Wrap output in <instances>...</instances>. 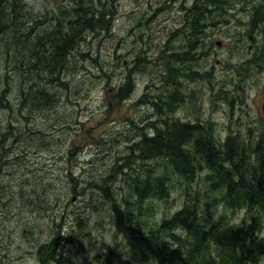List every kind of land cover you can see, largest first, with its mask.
<instances>
[{"label": "rangeland", "instance_id": "rangeland-1", "mask_svg": "<svg viewBox=\"0 0 264 264\" xmlns=\"http://www.w3.org/2000/svg\"><path fill=\"white\" fill-rule=\"evenodd\" d=\"M193 1L99 0L102 12L112 11L110 29L89 32L80 39V54L70 57L68 76L61 79L67 82L66 92L57 91L59 81L42 85L56 99L49 109L18 111L19 101H14L17 88H29L36 80L33 74L11 69L19 56L6 35L10 49L6 53L0 50V98L3 94L11 109L3 108L8 105L6 100L1 102L0 134L10 124L13 130L10 142L0 143V264H38L36 247L55 236L57 228L65 249L70 251L79 241L75 264L93 263L95 256L111 247L125 261V239L115 234L104 192L107 187V193H116L124 185L122 177L108 183L105 176L125 158L128 163L139 162L131 146L141 133H151L139 127L144 121L162 123L152 102L172 73L175 81L176 66L163 56L161 47L167 42L173 46L182 43L169 38L167 32L179 26L184 3L189 7ZM227 1V12L217 16L215 25L207 22L196 60L190 65L194 71H203L204 78H190L191 83L182 85L189 99L175 112L183 121L210 126L220 143L230 133L245 138L249 131L251 136L264 133V23L258 32L253 30L254 41L250 42L244 10L252 0ZM24 3L27 15L47 12V17L71 5L56 0L43 10L41 0ZM48 27L45 21L24 31L33 39V33L48 31ZM128 76L135 91L130 100L118 101V88ZM146 84L152 85L140 104ZM69 176L76 180L75 186ZM95 184L102 186L101 191L94 189ZM191 189L203 194L205 183L197 179ZM170 190L166 202L150 200L144 205L147 214L141 217L149 229L182 207L186 183L171 180ZM208 201L211 216L217 218L223 211L216 195H208ZM201 214L206 217L204 208ZM225 214L235 222L244 215L242 211Z\"/></svg>", "mask_w": 264, "mask_h": 264}, {"label": "trees", "instance_id": "trees-1", "mask_svg": "<svg viewBox=\"0 0 264 264\" xmlns=\"http://www.w3.org/2000/svg\"><path fill=\"white\" fill-rule=\"evenodd\" d=\"M51 1L56 0H41L43 10ZM66 1L70 7L60 8L47 17V12L27 15L25 0H0V50L6 53L10 49L9 36L19 56L11 69L22 75L33 74L36 80L29 88H17L14 101H19L18 111L51 108L56 102L55 96L42 85L59 81L57 91L66 92L67 82L61 79L68 76L70 57L80 54L77 50L80 39L86 33L110 29L112 11L102 12L97 6L99 0ZM228 5L227 0H194L189 7L184 3L179 26L167 32L169 38H178L182 43L173 46L167 42L161 47L164 57L173 64L178 62L175 76L179 73L187 78H204L194 70L183 73L182 68L190 67L196 60L195 53L207 22L214 26L217 16H223ZM244 11L246 37L253 42V30L258 32L264 23V0H252ZM45 21L49 23V30L33 33V39L24 31ZM150 85L146 84L138 103L142 104L148 97ZM134 91L128 76L115 98L128 101ZM156 93L152 102L154 114L163 120L162 123L144 121L139 126L151 132L141 133L140 139L131 146L139 162L128 163L125 158L123 164L114 165L105 176L108 183L122 177L124 187L114 190L116 193H107L106 187L104 192L105 200L111 205L115 234L124 236L127 257L122 261L111 247L88 264H264V133L251 136L249 131L247 138L230 133L220 143L210 126L190 121L182 123L175 117L177 107L189 98L182 85L174 83L173 73L171 80L164 83V89H157ZM4 100L8 105L3 108L11 109L2 94L0 104ZM23 120L26 122L27 116ZM12 126L0 134L3 145L10 142ZM197 179L205 183L203 194L191 189V183ZM69 180L75 186L74 177L69 176ZM171 180L186 183L183 205L149 229L141 217L147 214L144 205L150 200L166 202L171 195ZM94 189L101 191L102 186L95 184ZM210 194L216 195L222 207L223 212L217 218L211 216ZM203 208L206 217L201 214ZM238 211L244 213L240 222L229 220L225 214ZM58 229L55 236L36 247L38 264H75L79 241H75L70 251L65 249Z\"/></svg>", "mask_w": 264, "mask_h": 264}, {"label": "flooded vegetation", "instance_id": "flooded-vegetation-1", "mask_svg": "<svg viewBox=\"0 0 264 264\" xmlns=\"http://www.w3.org/2000/svg\"><path fill=\"white\" fill-rule=\"evenodd\" d=\"M201 58L203 59V54H201ZM178 62H176L175 63V66H176V64H177ZM192 64V63H191ZM196 69V71H197V74L198 75H202L203 76V71H199L198 70V68H195ZM193 70H194V67L192 66V67H188V68H186L185 69V67H183L182 68V72L183 73H187V74H190V73H192L193 72ZM206 73H209V72H206ZM178 80L180 81V83H178ZM174 83L176 84V85H184L185 83H191L190 82V78H187V77H185L184 75H178L177 74V76H175V81H174ZM164 84V83H163ZM184 103V102H183ZM181 106V105H180ZM180 106H178L177 107V109H176V111L178 110V108L180 107ZM175 111V112H176ZM178 118V117H177ZM180 119V121L182 122V123H185L184 121H183V119H181V118H179Z\"/></svg>", "mask_w": 264, "mask_h": 264}]
</instances>
